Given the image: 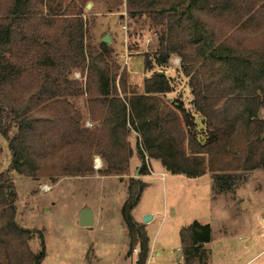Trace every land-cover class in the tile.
Returning a JSON list of instances; mask_svg holds the SVG:
<instances>
[{"label": "trees", "instance_id": "1", "mask_svg": "<svg viewBox=\"0 0 264 264\" xmlns=\"http://www.w3.org/2000/svg\"><path fill=\"white\" fill-rule=\"evenodd\" d=\"M85 1L62 9L60 0H0V137L11 155L0 172V264H41L45 257L43 235L17 223L12 172L50 182L122 177L133 133L139 176L150 175L148 161L155 159L173 175L214 174L213 190L221 192L229 190L225 173L264 168V0H126L128 13L157 28L156 58L144 59L146 70L179 58L201 116V138L183 104L161 98L173 91L165 74L145 78L139 94L107 46L86 43ZM74 71L83 80L72 79ZM82 97L90 127L67 100ZM147 187L130 178L120 209L126 256L137 247L136 264L146 262L148 237L131 212ZM211 233L197 221L180 229L184 264H207ZM35 234L41 241L36 253L29 246Z\"/></svg>", "mask_w": 264, "mask_h": 264}, {"label": "rangeland", "instance_id": "2", "mask_svg": "<svg viewBox=\"0 0 264 264\" xmlns=\"http://www.w3.org/2000/svg\"><path fill=\"white\" fill-rule=\"evenodd\" d=\"M60 1L62 9L71 2ZM82 16L86 43L97 47L108 35L110 44H103L111 51V61L125 70L128 84L139 94L145 78L153 72L165 74L173 91L161 98L183 104L193 116L198 137H203L201 116L191 105L188 79L181 70L179 58L173 56L166 66L153 65L152 70H146L143 65L144 59L153 62L156 58L157 28L151 21L145 16L128 13L126 0H86ZM70 77L83 80L77 71ZM67 100L81 112L85 127H90L83 97ZM260 118L264 121V113ZM128 140L131 149L136 150V134ZM0 149L1 172L11 160L7 141L2 137ZM153 161L151 165L157 173L155 162L158 161ZM93 167L100 170L101 159L94 157ZM225 174L230 175L229 190L221 192L213 190L215 175L211 173L195 179L171 173L164 181L158 176L150 177V186L135 207V214L141 220L155 213L147 229L153 247V260L148 264H180L182 247L178 235L181 228L194 221L209 224L212 230L207 264H264V168ZM11 177L17 192L18 224L43 235L45 257L41 264H135L134 259L125 258L127 238L120 216L127 196L125 183L84 176V179H64L52 188L53 181L47 178H39L36 185L14 172ZM129 179L130 176L125 178L127 184ZM43 186H48V190L42 191ZM85 205L94 209L95 222L84 228L78 225L77 210ZM170 207L174 215L168 211ZM164 209L167 210L165 220ZM40 242L36 235L29 243L30 250L39 251ZM135 253L130 258L138 255Z\"/></svg>", "mask_w": 264, "mask_h": 264}, {"label": "crops", "instance_id": "3", "mask_svg": "<svg viewBox=\"0 0 264 264\" xmlns=\"http://www.w3.org/2000/svg\"><path fill=\"white\" fill-rule=\"evenodd\" d=\"M173 56H175V55H171L170 56V58H169V60L171 59V57H173ZM168 60V61H169ZM161 74H163V73H161ZM189 93H190V91H189ZM264 113V110H260L259 111V117H261V115ZM134 152H133V156L131 157V159L129 160V174H128V177L130 176V178H134V173H135V171L138 169V167L140 166L139 165V160H138V158H137V155H136V151L135 150H133ZM136 158V160H134ZM153 160H155V159H150L149 161H148V165H149V167H150V175H147V176H137V178L138 179H140L141 181H143V182H145V183H147L148 184V187L147 188H149V186H150V183L148 182V180L150 179V177L152 176V175H154V176H158L159 178H160V180L161 181H164L165 180V178H166V176H167V174H170V172H168V171H166L164 168H163V166L162 165H160V162L158 161V162H155V165H156V167L158 168V171H157V173L154 171V169H153V165H151V162H154ZM127 177V175H125V176H122V177H119V176H90V177H87V178H93V179H97V180H101V179H108V178H111V179H114V180H118L119 182H123V183H125V187L127 188V186H128V184H127V182H125V178H128ZM67 178H70V177H67ZM67 178H60V179H57L56 181H54V182H52L53 184H52V188L54 187V186H58L59 185V182L60 181H63L64 179H67ZM85 178V177H84ZM84 178H81V179H84ZM28 180H30V179H28ZM31 182H33V183H35L36 185L38 184V180H34V181H32V180H30ZM146 188V189H147ZM145 189V190H146ZM145 190H144V192H145ZM143 192V193H144ZM142 193V194H143ZM142 196V195H141ZM141 198V197H140ZM141 200V199H140ZM140 202V201H139ZM16 205H17V203H16ZM85 207H88L91 211H92V217H93V223L95 222V213H94V209L92 208V207H90V206H88V205H85V206H83V207H80L78 210H77V217H78V212L81 210V209H83V208H85ZM135 208L132 210V212H131V215L133 216V218H134V220H136L138 223H141V224H143L144 225V230H145V232L147 233V237H148V248H149V252H148V256H147V259H146V262L145 263H149L150 261H152L153 260V247H151V238H150V235L148 234V232H147V229H148V225H149V223L154 219V217H155V213H150V215L152 216V220L150 221V222H148V223H143V220H141V219H139L138 217H137V215L135 214ZM166 209H164V211H163V220H165L166 219V217H167V215H166ZM168 211H170L171 212V214H173L174 215V213H173V208H169V210ZM158 213V212H157ZM143 215H145V214H143ZM142 215V216H143ZM121 219H122V216H121ZM101 220V219H100ZM198 222V221H197ZM18 223V222H17ZM199 223V222H198ZM201 224V223H200ZM202 224H204V223H202ZM122 225H123V228H124V232L126 233V238H127V232H126V230H125V225H124V223H123V220H122ZM210 229H211V227H210ZM179 236V235H178ZM211 241H212V233H211ZM211 241H210V243H211ZM179 242H180V238H179ZM210 243H208V244H205L204 245V247H206V249L207 250H209V253H210V249L208 248V246H209V244ZM127 249H128V239H127ZM178 251H179V249H178ZM127 252H128V250H127ZM127 252H126V255H127ZM137 252H138V250L136 251V253L135 254H137ZM125 255V258H128L130 261H132L133 259L135 260V264H136V258H137V255L136 256H133L132 258H130V257H127ZM210 255V254H209ZM181 262H180V264H184L183 263V258H182V255H181Z\"/></svg>", "mask_w": 264, "mask_h": 264}, {"label": "water", "instance_id": "4", "mask_svg": "<svg viewBox=\"0 0 264 264\" xmlns=\"http://www.w3.org/2000/svg\"><path fill=\"white\" fill-rule=\"evenodd\" d=\"M89 5L90 4H88L87 7H89ZM101 42L104 44H107V45L110 44V39H109L108 35L103 37L101 39ZM138 171H139V167L135 171L134 177L139 176ZM151 220H152L151 215L145 216L143 218V223L146 224V223L150 222ZM78 225L80 227H84V228L85 227H91L93 225L92 211L88 207H85L78 212Z\"/></svg>", "mask_w": 264, "mask_h": 264}, {"label": "built area", "instance_id": "5", "mask_svg": "<svg viewBox=\"0 0 264 264\" xmlns=\"http://www.w3.org/2000/svg\"><path fill=\"white\" fill-rule=\"evenodd\" d=\"M42 191H46V190H48V186H43L42 188ZM137 251V249L135 250V252Z\"/></svg>", "mask_w": 264, "mask_h": 264}]
</instances>
